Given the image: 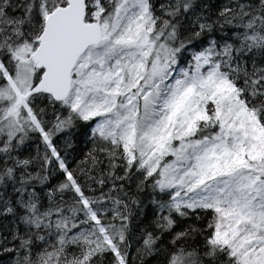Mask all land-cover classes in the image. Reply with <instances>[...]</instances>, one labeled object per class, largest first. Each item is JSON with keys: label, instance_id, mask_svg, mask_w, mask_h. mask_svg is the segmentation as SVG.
<instances>
[{"label": "snow or ice", "instance_id": "6c2138e0", "mask_svg": "<svg viewBox=\"0 0 264 264\" xmlns=\"http://www.w3.org/2000/svg\"><path fill=\"white\" fill-rule=\"evenodd\" d=\"M0 264H264V0H0Z\"/></svg>", "mask_w": 264, "mask_h": 264}, {"label": "trees", "instance_id": "16d2710c", "mask_svg": "<svg viewBox=\"0 0 264 264\" xmlns=\"http://www.w3.org/2000/svg\"><path fill=\"white\" fill-rule=\"evenodd\" d=\"M72 147L68 149L69 152V162L75 167L79 163V159L83 158L82 153L87 152L91 147V144L86 136L82 133L77 132L75 135L69 137ZM64 141H61V146L63 147Z\"/></svg>", "mask_w": 264, "mask_h": 264}]
</instances>
